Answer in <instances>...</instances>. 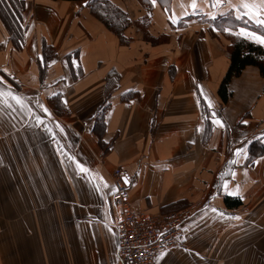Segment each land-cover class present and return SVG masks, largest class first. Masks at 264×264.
Segmentation results:
<instances>
[{
  "label": "crops",
  "instance_id": "0c3cea01",
  "mask_svg": "<svg viewBox=\"0 0 264 264\" xmlns=\"http://www.w3.org/2000/svg\"><path fill=\"white\" fill-rule=\"evenodd\" d=\"M110 1L123 41L84 3L0 0V264H120L116 169L135 213L194 208L152 264H264V77L246 66L219 96L222 35L264 48L240 34L264 36V0ZM231 14L259 31L223 32Z\"/></svg>",
  "mask_w": 264,
  "mask_h": 264
},
{
  "label": "built area",
  "instance_id": "2783aa9c",
  "mask_svg": "<svg viewBox=\"0 0 264 264\" xmlns=\"http://www.w3.org/2000/svg\"><path fill=\"white\" fill-rule=\"evenodd\" d=\"M111 202L120 210L117 223V259L120 264H152L160 253L177 246L183 224L193 216L194 208L170 212L166 216L135 213L129 204L124 172L111 175Z\"/></svg>",
  "mask_w": 264,
  "mask_h": 264
},
{
  "label": "trees",
  "instance_id": "16d2710c",
  "mask_svg": "<svg viewBox=\"0 0 264 264\" xmlns=\"http://www.w3.org/2000/svg\"><path fill=\"white\" fill-rule=\"evenodd\" d=\"M60 1L84 3L86 7L89 8V14L94 20H97L105 29L109 30L123 41L122 33L131 23L130 19L128 18L129 15L127 12L113 4L110 0ZM147 1L150 2V0ZM144 4L151 8V5L147 3H141V5ZM144 20L146 23H148L147 19ZM217 27L223 32H225V29H228L229 31H236L238 28H244L254 32L259 31L258 28L254 27V25L250 24L247 20L243 18L236 19L232 14L227 16V18L220 19ZM224 35H226L225 39L229 42L227 45V50L230 55V65L219 88V96L222 101L226 100V86L228 81L231 78L238 76L246 66L258 68L260 74L264 77V48L262 46L250 43L246 39L239 36H230V34H223L222 36ZM144 38L148 39L152 44L158 43V40L148 37L147 34L144 35ZM48 103L50 104L51 108L56 111V115H60L63 112V103L59 97L50 98ZM100 121L101 118L98 119V122ZM96 126L99 128V124H96ZM93 131L98 135L99 131ZM101 148L103 151L107 150V148H104L103 145H101ZM224 203H226L228 206H236L240 204V201L225 197Z\"/></svg>",
  "mask_w": 264,
  "mask_h": 264
},
{
  "label": "snow or ice",
  "instance_id": "6c2138e0",
  "mask_svg": "<svg viewBox=\"0 0 264 264\" xmlns=\"http://www.w3.org/2000/svg\"><path fill=\"white\" fill-rule=\"evenodd\" d=\"M152 3L155 5L156 0H152ZM217 3H222V0H217ZM193 8L196 7L195 4V0H193V3L191 5ZM216 5H213V7H215ZM239 7H242L243 9H246L247 12L246 14H251V15H259V9L257 8V6L255 4H249L247 2L242 3ZM261 7H264V5H262ZM239 18V17H238ZM257 23H264V20H257ZM225 31H228V29H225ZM241 35H247L249 38L256 40L259 43L264 44V36H257L255 33H245L243 29H241L240 32ZM13 99L16 100L17 103H20V100L18 97L13 96ZM43 107V106H41ZM209 107H211V102L209 101ZM45 111H47V109H45ZM215 115V113H213V116ZM213 123H220V121L218 120H213ZM222 126V125H221ZM239 151V150H238ZM77 167L81 169V171H85V169H83L81 167V165L77 164ZM213 211H215V209H213ZM237 219H239V217H236Z\"/></svg>",
  "mask_w": 264,
  "mask_h": 264
},
{
  "label": "rangeland",
  "instance_id": "374dc122",
  "mask_svg": "<svg viewBox=\"0 0 264 264\" xmlns=\"http://www.w3.org/2000/svg\"><path fill=\"white\" fill-rule=\"evenodd\" d=\"M147 25V23H146V21L145 20H142L140 23H139V27H141V28H144L145 26ZM145 32V31H144ZM41 120H45V118H42ZM91 144V143H90ZM90 144H88L89 146H87L88 147V151L90 152V150H91V154L92 155H94L95 154V149H94V147L92 146V145H90ZM95 158H93V160H94Z\"/></svg>",
  "mask_w": 264,
  "mask_h": 264
}]
</instances>
